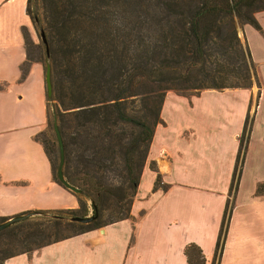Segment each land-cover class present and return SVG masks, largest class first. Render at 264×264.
<instances>
[{"label": "trees", "instance_id": "16d2710c", "mask_svg": "<svg viewBox=\"0 0 264 264\" xmlns=\"http://www.w3.org/2000/svg\"><path fill=\"white\" fill-rule=\"evenodd\" d=\"M35 2L32 10L27 0L26 11L39 34L43 32L45 43L36 44L25 35L21 77L34 62L42 65L44 81L49 70L47 140L59 158L56 126L63 145L64 179L80 190L78 197L91 201L94 218L89 223L69 220L86 215L79 198L77 208L27 211L34 213V219L0 231L12 236L10 244L19 247L8 253L0 249V264L19 253L131 218L132 201L155 127L162 123L160 112L168 91L188 97L204 89L259 84L238 26L248 24L261 31L255 13L264 10V0ZM251 121L247 113L211 264H219ZM43 148L52 179L63 186L57 178L59 160L54 166ZM153 188H166L159 174ZM256 194H264V182L257 185ZM107 209L114 212L106 218ZM6 219L0 217V222ZM66 228L76 229L60 234ZM183 252L186 264H206L195 243L187 244Z\"/></svg>", "mask_w": 264, "mask_h": 264}, {"label": "crops", "instance_id": "0c3cea01", "mask_svg": "<svg viewBox=\"0 0 264 264\" xmlns=\"http://www.w3.org/2000/svg\"><path fill=\"white\" fill-rule=\"evenodd\" d=\"M26 7L27 0H0V217L7 218L77 206L75 195L52 179L50 161L36 138L48 114L42 65L32 63L21 77L25 35L38 43ZM255 18L261 31L254 29L264 41V10ZM248 26L240 27L244 41ZM260 78L259 85L250 88L204 89L188 97L168 91L131 218L19 253L4 264H186L183 250L189 243L199 246L206 264H211L239 136L251 112L219 264H264V194H256L257 185L264 182ZM158 174L165 189L153 188Z\"/></svg>", "mask_w": 264, "mask_h": 264}, {"label": "rangeland", "instance_id": "374dc122", "mask_svg": "<svg viewBox=\"0 0 264 264\" xmlns=\"http://www.w3.org/2000/svg\"><path fill=\"white\" fill-rule=\"evenodd\" d=\"M35 7H36L35 0H31V9L34 10ZM240 27L241 26H238V32H239V35L241 37L242 33L240 31V29H241ZM36 34L38 37V43H40V36H39L38 29H36ZM244 34H245V38H246L247 44L249 46V49L251 51L253 61L255 63L256 72L258 74L257 79H258V77L261 76L260 80L262 82H264V41L261 38L259 32L256 31L252 26L245 27ZM241 38H242V40L244 39L243 37H241ZM258 83H259V80H258ZM257 85H259V84H257ZM257 98H258V92L252 99V107H254V105L256 104ZM251 114H252V112L250 113V115ZM47 132H50V127L48 124L41 132H39L36 135V138L41 143H43V145L46 147L48 154H49V158L51 159L52 163L55 166L59 160L58 153L55 151L53 152L51 150V143L49 142V140H47ZM70 192L73 193L72 191H70ZM73 194L75 195L76 200H77V198H79L82 201L83 208H85V212H84L86 214L85 216L92 215L91 201L88 199H85L84 197H78V194H76V193H73ZM77 207H78V203H77V206L75 208H77ZM82 211H83V209L79 213L83 214ZM113 212H114V210H112V209L105 210V217L107 218ZM29 219H34V215L31 216ZM75 229L76 228L62 229V232H60V234H64V235L65 234H71ZM3 234L2 233L0 234V249L5 250L6 253H8L10 251L13 252V250L19 249L18 246H15V245L13 246L10 244V240L13 239L12 236L8 235L7 232H5Z\"/></svg>", "mask_w": 264, "mask_h": 264}, {"label": "water", "instance_id": "95a60500", "mask_svg": "<svg viewBox=\"0 0 264 264\" xmlns=\"http://www.w3.org/2000/svg\"><path fill=\"white\" fill-rule=\"evenodd\" d=\"M39 36H40L41 42L45 43V37H44V34H43L42 31L40 32ZM45 83H46L47 89L49 90L50 82H49V70L48 69L45 72ZM54 131H55V134H56V138H57V142H58V149H59V165H58V169H57L58 181L66 189L72 191L73 193L80 194V190L79 189H77L76 187L70 185L64 179V176H63V173H62L63 160H64L63 145H62V142H61V139H60V135L58 133V130H57L56 126H54ZM33 214L34 213H32V212H26V213H21V214H18V215H14V216L8 217L3 222H0V231L5 229L6 227L10 226L11 224H13L15 222H20V221H23V220H26V219L30 218L31 216H33ZM93 218H94L93 215H87V216H83V217L74 216V217H71L69 220L72 221V222H78V223H89Z\"/></svg>", "mask_w": 264, "mask_h": 264}]
</instances>
